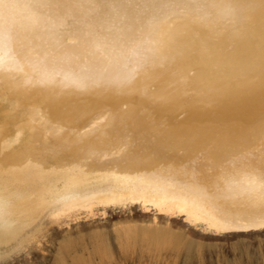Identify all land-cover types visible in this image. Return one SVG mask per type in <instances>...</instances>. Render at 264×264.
<instances>
[{"label": "bare ground", "instance_id": "1", "mask_svg": "<svg viewBox=\"0 0 264 264\" xmlns=\"http://www.w3.org/2000/svg\"><path fill=\"white\" fill-rule=\"evenodd\" d=\"M213 1L173 27L144 18L152 11L139 0H116L117 25H100V0H0V73L30 77L13 93L0 87V170L37 182L36 197L0 182V244L41 214L132 200L217 231L264 228V0ZM200 40L226 46L201 54ZM7 123L19 131L6 145ZM160 164L202 190L156 177Z\"/></svg>", "mask_w": 264, "mask_h": 264}, {"label": "rangeland", "instance_id": "2", "mask_svg": "<svg viewBox=\"0 0 264 264\" xmlns=\"http://www.w3.org/2000/svg\"><path fill=\"white\" fill-rule=\"evenodd\" d=\"M139 1L152 11L145 13L144 18L153 15L154 19H166L173 27L197 22L199 6L214 2ZM100 3L103 12L100 25H117L124 21L125 8L116 0H100ZM236 10L240 12L241 26L248 29L249 18L244 9L237 6ZM40 34L47 41L55 38L49 31ZM199 42L197 47L201 54L215 46H226L215 45L214 41ZM12 71L4 69L0 73V87L3 86L10 93L30 81V77L24 73ZM101 72L105 79L110 74L106 66ZM101 82L108 84L107 80ZM193 95L190 93L183 99L197 107L208 108ZM212 107L223 108L226 105L216 101ZM4 126L7 129V145L15 139L19 127L15 123ZM126 156L117 157L116 160L125 165L129 162ZM241 159L242 156H237L235 161ZM230 171L232 165L229 163L218 169L217 176L223 180L230 175ZM153 173L156 177L171 178L184 184L191 192L202 190L191 173H184L180 166L160 164ZM0 182L6 184L4 192L23 191L37 196L34 191L37 182L34 179L23 183L9 175L6 166L0 170ZM232 197H240L239 192L233 191ZM0 264H264V228L217 231L208 227L205 221L187 220L182 213L160 212L152 203L145 205L132 200L105 207L95 204L55 215L41 214L17 238L0 244Z\"/></svg>", "mask_w": 264, "mask_h": 264}]
</instances>
